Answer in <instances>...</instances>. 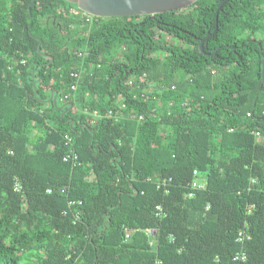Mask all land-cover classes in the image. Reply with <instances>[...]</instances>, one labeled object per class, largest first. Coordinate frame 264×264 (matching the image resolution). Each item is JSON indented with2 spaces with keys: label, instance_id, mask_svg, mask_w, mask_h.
I'll return each instance as SVG.
<instances>
[{
  "label": "trees",
  "instance_id": "1",
  "mask_svg": "<svg viewBox=\"0 0 264 264\" xmlns=\"http://www.w3.org/2000/svg\"><path fill=\"white\" fill-rule=\"evenodd\" d=\"M30 2L0 0V264H264V0Z\"/></svg>",
  "mask_w": 264,
  "mask_h": 264
},
{
  "label": "water",
  "instance_id": "2",
  "mask_svg": "<svg viewBox=\"0 0 264 264\" xmlns=\"http://www.w3.org/2000/svg\"><path fill=\"white\" fill-rule=\"evenodd\" d=\"M76 3L80 11L89 15L111 17L126 15H153L155 13L182 9L196 0H68ZM226 0H220L214 15L215 28H217L218 8ZM34 0H31L32 5ZM203 39L200 40L199 47L202 50ZM261 84H264V57L262 58ZM57 92H55V96ZM55 96L53 101L55 102ZM49 98V100H51ZM48 100V101H49Z\"/></svg>",
  "mask_w": 264,
  "mask_h": 264
},
{
  "label": "built area",
  "instance_id": "3",
  "mask_svg": "<svg viewBox=\"0 0 264 264\" xmlns=\"http://www.w3.org/2000/svg\"><path fill=\"white\" fill-rule=\"evenodd\" d=\"M72 89H75V85L71 86ZM65 98H67V94L64 95ZM108 114H111V110H109ZM258 134V133H257ZM66 143L69 145V150L68 152L63 156V160L64 161H68L70 162L72 165H75L76 163H78V156L77 154L74 152L70 142H71V138L67 135L64 136ZM170 181L169 179L163 178L162 180H160L158 182V186H162L165 187L167 186L168 182ZM206 187V180L204 177H201L200 175H198V172L196 170L193 171V179L189 182L188 184V196H193L195 191L197 190H201L204 189ZM206 208H208V206H206ZM150 232V230H149ZM129 237L128 233H125V239H127ZM250 238V234H248L244 228H241L238 230L237 235L235 237V240H237L240 243H243L244 240ZM234 259L236 260H245L246 259V253L244 252L243 249H241L240 251H238L237 253L234 254Z\"/></svg>",
  "mask_w": 264,
  "mask_h": 264
},
{
  "label": "rangeland",
  "instance_id": "4",
  "mask_svg": "<svg viewBox=\"0 0 264 264\" xmlns=\"http://www.w3.org/2000/svg\"><path fill=\"white\" fill-rule=\"evenodd\" d=\"M21 263H22V264H29L27 258L23 259V260L21 261Z\"/></svg>",
  "mask_w": 264,
  "mask_h": 264
}]
</instances>
